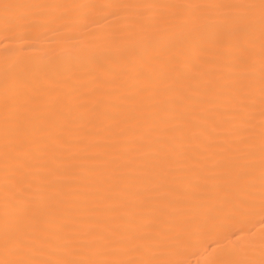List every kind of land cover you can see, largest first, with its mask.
Listing matches in <instances>:
<instances>
[{"label": "snow or ice", "instance_id": "1", "mask_svg": "<svg viewBox=\"0 0 264 264\" xmlns=\"http://www.w3.org/2000/svg\"><path fill=\"white\" fill-rule=\"evenodd\" d=\"M97 8L121 22L105 43L66 53L82 75L2 70L0 264H184L162 258L199 242L178 230L177 205L210 188L234 212L204 264H264V231L257 241L235 226L254 204L257 159L264 212V0H0V28ZM61 153L90 161L87 175ZM70 180L95 191L66 199Z\"/></svg>", "mask_w": 264, "mask_h": 264}, {"label": "bare ground", "instance_id": "2", "mask_svg": "<svg viewBox=\"0 0 264 264\" xmlns=\"http://www.w3.org/2000/svg\"><path fill=\"white\" fill-rule=\"evenodd\" d=\"M34 3L47 4H97L105 5L112 3H126L130 0H29ZM137 2V0H131ZM139 2H160V0H139ZM110 9L97 8L89 12L80 10L78 12H69L62 14L60 10H52L44 16H41L35 26L25 28L16 32H5L0 28V90L3 87L4 72L2 71L7 65H15L18 69H27L30 72L40 70H50L59 67L61 74L65 77L73 75H82V61L67 52H74L79 49L87 48L93 45H100L111 38L113 29L121 22L118 17L109 15ZM120 17L127 15L121 12ZM23 37V39H22ZM95 131V129H93ZM3 143L0 136V144ZM79 156L83 157L86 151L80 150L79 145L72 149ZM64 157V163L67 171L75 175H87L88 169L91 168V162L80 160L73 162L68 159L66 153H61ZM189 161V165H190ZM3 163L0 160V168ZM256 186L251 189L255 192L253 197L254 204L247 214H241L240 219L244 224H236V227L243 226L250 229L255 234L257 241L262 231L261 197L259 189V166L258 159L255 168ZM190 174V167H184L181 171L175 173V176L182 177ZM0 182H2V173H0ZM66 199L83 200V193L91 195L96 186L86 185L80 181H68L65 185ZM106 188V186H105ZM179 197V193H174ZM225 196V193L217 188H210L202 195L190 199L186 203L177 205L180 212L178 220L180 227L178 230L184 231L186 236L195 243L181 244L175 254H165L162 258L183 261L184 264H204L205 260L215 248L208 247L212 241L220 239L222 229L218 225L227 223L226 217L234 212L233 204L225 199L218 197ZM82 216H87L89 209L82 206L80 209ZM215 217V219H212ZM148 230L153 227V213L145 210L140 221ZM159 227H165L161 224ZM192 233H198L191 236Z\"/></svg>", "mask_w": 264, "mask_h": 264}]
</instances>
